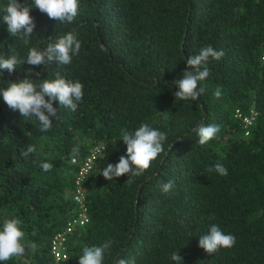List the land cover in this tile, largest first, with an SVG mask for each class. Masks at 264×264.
<instances>
[{
  "label": "trees",
  "instance_id": "16d2710c",
  "mask_svg": "<svg viewBox=\"0 0 264 264\" xmlns=\"http://www.w3.org/2000/svg\"><path fill=\"white\" fill-rule=\"evenodd\" d=\"M19 2L32 7L35 28L25 45L0 18V56L7 58L11 45L26 59L29 47L43 51L69 31L81 50L69 65L53 60L25 62L12 73L0 69V87L25 78L38 84L59 72L79 80L84 96L75 112L53 101L59 119L51 118L46 132L0 97V226L19 219L25 240L38 245L0 264H51L50 238L73 206L72 149L82 159L95 144L103 150L84 183L88 221L69 236L62 264H78L84 247L108 240L103 264L133 257L135 264H175L174 251L180 264H264V0H79L72 23L50 19L32 0ZM205 46L225 55L210 59L198 100L176 99L173 81L193 71L186 59ZM252 111L245 135L242 117ZM143 122L166 133L164 152L141 176L105 179L103 168L126 155L122 130ZM201 123L220 128L204 145L194 131ZM29 144L36 151L25 158L20 153ZM42 162L52 169L43 171ZM217 162L227 176L207 172ZM169 180L174 188L163 193ZM213 223L236 243L210 255L198 241Z\"/></svg>",
  "mask_w": 264,
  "mask_h": 264
},
{
  "label": "clouds",
  "instance_id": "9594fccd",
  "mask_svg": "<svg viewBox=\"0 0 264 264\" xmlns=\"http://www.w3.org/2000/svg\"><path fill=\"white\" fill-rule=\"evenodd\" d=\"M34 7L50 19L61 23H72L78 15L79 0H32ZM31 6L22 4L19 0H7L6 4L0 6L2 22L7 25V31L11 37L19 38L25 45L29 44L30 35L35 28V22L30 15ZM10 54L5 58L0 56V69L12 73L18 65L27 62L28 65L39 66L56 60L60 65H69L74 55H79L81 41L77 39L74 32L69 31L54 38V42L48 43L41 51L38 47H29L26 59H21L14 48L9 45ZM225 55L223 50H215L211 46L201 47L199 53L189 56L186 64L193 71L185 70L180 79L174 80L173 84L178 91L174 93L179 100H198L204 93V87H198L200 82L205 81L210 75L208 63L211 60L219 61ZM47 58V59H45ZM25 78L17 82H7L6 86L0 87V97L5 104L14 111L19 112L24 120H36L39 130L46 132L52 127V119L58 117V109L53 107V101L59 102V107L70 109L75 112L82 102L84 85L79 80L66 79L59 72L54 79H42L40 83ZM215 98L222 96V90L218 86L213 92ZM198 144L204 145L215 138L220 131L219 125H205L201 123L195 130ZM122 141L126 145V155L119 157L115 165L108 164L101 175L111 181L116 177L130 174L132 177L141 176L147 170L152 161L164 152L163 142L167 139L166 133L161 132L149 123L143 122L135 131L122 130ZM36 151L34 145L29 144L26 151L20 155L28 157ZM79 148L72 149V163L77 162ZM40 167L48 172L53 164L42 162ZM207 172H215L220 176H227L228 170L217 162L209 167ZM174 188V181L169 180L161 184V191L169 193ZM214 219V217H211ZM36 235L35 230L32 233ZM236 238L232 234H225L217 224H211L206 234L199 237L198 245L205 252L212 255L221 248H232ZM112 241L108 240L99 246H86L79 256L78 264H103L105 253L111 248ZM30 249L33 253L38 251L35 242L25 240V233L21 229L19 219H6L0 226V262H6L13 257H19ZM171 260L175 264L182 261L178 252L171 254ZM116 264H135V258L118 259Z\"/></svg>",
  "mask_w": 264,
  "mask_h": 264
},
{
  "label": "built area",
  "instance_id": "2783aa9c",
  "mask_svg": "<svg viewBox=\"0 0 264 264\" xmlns=\"http://www.w3.org/2000/svg\"><path fill=\"white\" fill-rule=\"evenodd\" d=\"M236 116L240 117L241 113L236 110ZM255 112H251L250 115L242 117L244 122L245 135L249 133V127L254 123ZM103 150L101 144H95L91 146L88 154L79 159L77 162L72 163V157L70 158V165L75 166L71 188V201L73 203L70 209V216L65 222L64 226L56 230L50 238L48 251L51 260V264H62L67 259V242L69 236L81 227H84L88 221V206H87V194L86 187L84 185L85 180L93 169L95 161Z\"/></svg>",
  "mask_w": 264,
  "mask_h": 264
}]
</instances>
